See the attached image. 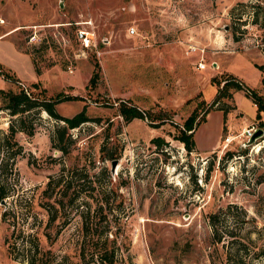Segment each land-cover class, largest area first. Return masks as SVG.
<instances>
[{
  "label": "rangeland",
  "instance_id": "1",
  "mask_svg": "<svg viewBox=\"0 0 264 264\" xmlns=\"http://www.w3.org/2000/svg\"><path fill=\"white\" fill-rule=\"evenodd\" d=\"M89 27L97 45L84 48L76 31ZM33 31L37 40H29ZM215 60L220 71L210 74L219 67ZM0 62L27 84L38 80L47 96L61 95L55 103L60 114L85 106L89 116L69 128L67 152L50 138L62 120L44 109L34 133H16L24 151L15 161V189L0 202V264H28L15 246L19 230L58 258L66 253L80 264H99L79 256L78 209L86 204H66L49 220V203L60 206L57 198L66 201L74 187L75 200L87 199L92 209L108 194L113 208L103 205L102 221L108 219L107 232L118 244L114 264H233L239 256L244 264H264V135L246 146L230 142L209 151L188 150L178 138L189 114L208 113L204 106L219 86L212 76L234 74L264 95V70L257 65H264V0H0ZM2 77L0 86L16 88ZM121 99L164 108L173 121L125 120ZM223 100L231 112L238 107L256 117L244 88ZM7 119L0 111V128H7ZM217 124L213 111L197 134L201 149L214 139ZM158 134L167 140L159 146L151 140ZM111 152L118 155L108 157ZM63 162L85 166L92 181L81 189L78 181L68 188L48 185ZM10 207L17 210L14 227L2 213ZM210 212H216L215 224ZM214 227L223 235L219 241ZM240 242L245 249L237 253Z\"/></svg>",
  "mask_w": 264,
  "mask_h": 264
},
{
  "label": "trees",
  "instance_id": "2",
  "mask_svg": "<svg viewBox=\"0 0 264 264\" xmlns=\"http://www.w3.org/2000/svg\"><path fill=\"white\" fill-rule=\"evenodd\" d=\"M33 63L36 72H39V67L35 64L34 58ZM257 65L264 70V65L262 63H257ZM0 74L6 78L9 82L16 84V88L11 86L5 87L0 86V111H6L8 115V125L6 129L0 128V200L1 198L8 196L13 193L12 190L15 189V184L13 179H15L17 174V169L15 167L16 157L23 153V145L16 138V133L18 131H24L28 134L34 133L37 125L39 124V119L41 118V110H46L49 114L54 117L60 118L62 121H57L51 131V142L56 147L60 148L62 151L67 152L70 149V144L73 141L71 132L69 128L79 125L82 121L89 119L86 113L85 106L80 110L76 111L71 115L60 114L55 103L61 99V95H56L55 97L47 96L44 86L39 85L38 80H32L29 84L25 83L14 71L10 68H6L0 62ZM98 74V70H95L90 77L91 81H95ZM264 80V73L262 75ZM212 80L217 81L219 86L214 97L206 102L204 106V112L207 113L214 105L218 104L216 108H221L226 116L227 111L230 109L229 105L223 100L224 96H232V91L236 88H244L245 93L250 95L257 106L256 117L260 118L261 110L264 109V95L254 88L246 85L240 78L234 74L228 73L225 76L218 78L217 76H212ZM222 102L223 105L219 104ZM235 106V105H232ZM119 113L123 115L125 120H130L131 118L147 117L154 125L163 123L166 120L173 121L171 119L168 110L160 108L156 111H152L149 108H144L138 104L131 102L126 99H121L118 104ZM197 111L194 110L187 119L179 126L178 138L183 142L184 146L188 150L195 149V139H194V129L200 123V121L205 119V115L200 118H196ZM258 125H263V122H258ZM151 140L157 144L161 145L163 142L167 141L162 135H155L151 137ZM103 150L104 147L101 146ZM232 149L227 150V154L232 153ZM108 157L117 156V152H111L106 154ZM92 174L85 166H67L62 163L61 171L56 174L55 177L50 176L48 179V185L54 182V186L63 182L65 187L68 188L72 183L78 181L79 189L83 188L87 183L92 181ZM91 185V184H88ZM53 186V187H54ZM75 191L72 190L69 193L68 198L63 200L62 197L57 198L58 205L56 206L53 202H48L49 205V220L54 219L59 210L62 208L63 211L66 210V204L75 203L79 206L81 203L86 204V208L80 206V257L85 259L87 256V261H95L99 264H114V260L118 256V244L110 232H107L108 219L105 222L102 221L106 217V212H103V205H109V196L104 194V200H101L97 208H91L89 201L87 199H76L78 196L77 188ZM67 194V192H63ZM76 195V196H75ZM104 201V202H103ZM110 208H113L109 205ZM17 211L15 208H7L3 210V217L11 218L10 222L15 226V213ZM210 221L215 224L216 212H210ZM14 228H12L11 233H13ZM20 240L15 243L16 247L21 250L20 257L28 262V264H80V260L69 259L68 255L65 253L59 258L56 257L51 250H44L41 248L39 242L35 238H29V236L24 235L21 230L16 233ZM214 240L219 241L222 239V233L214 227ZM29 238V239H28ZM22 239V240H21ZM29 241V242H28ZM235 251L241 253L245 249V243L240 242V244L235 245ZM229 251V249H228ZM48 252L50 254H48ZM54 259H53V258ZM233 264H244L242 256L237 257Z\"/></svg>",
  "mask_w": 264,
  "mask_h": 264
},
{
  "label": "crops",
  "instance_id": "3",
  "mask_svg": "<svg viewBox=\"0 0 264 264\" xmlns=\"http://www.w3.org/2000/svg\"><path fill=\"white\" fill-rule=\"evenodd\" d=\"M217 46V45H216ZM25 51V50H22ZM28 52V51H26ZM29 53V52H28ZM30 54V53H29ZM31 56V54H30ZM32 57V56H31ZM32 59V58H31ZM33 62V59H32ZM214 62V61H213ZM215 62L218 63V68H215L214 66V70L210 72V74L215 73L216 71H220V67H221V63H219V61L215 60ZM34 65V63H33ZM35 70V67H34ZM36 71V70H35ZM262 71V70H261ZM264 72V71H263ZM262 72V73H263ZM37 73V72H36ZM263 75V74H262ZM3 78V77H2ZM216 90V88L214 89V91ZM235 90V89H234ZM233 90V91H234ZM232 91V92H233ZM255 103V102H254ZM235 105V104H234ZM256 105V103H255ZM234 109V113L231 112V109H229L226 113V116L224 117V113L223 110L221 108H212L208 111V113L206 114V117L203 121H201L194 129V139H195V146L196 149L200 150V151H209V150H213L215 149L217 146L220 145L222 136L226 133H234L235 131L239 130L242 126H245L246 124L249 123H255L257 124L259 121V118L255 117L253 119L247 117L246 115H244L242 113V111L238 108V107H234L232 108ZM213 111L217 112L218 115V124H217V128H216V135L214 137V139H211L210 142H208L206 145H204L202 147V149L200 148V145L198 143V132L201 129V127L207 123L211 117V114ZM236 111H238L239 113H241L237 118H235L234 115H236ZM256 112H257V106H256ZM234 114V115H233ZM262 114V112H261ZM225 125V129L224 128ZM258 125V124H257ZM224 130V131H223Z\"/></svg>",
  "mask_w": 264,
  "mask_h": 264
},
{
  "label": "built area",
  "instance_id": "4",
  "mask_svg": "<svg viewBox=\"0 0 264 264\" xmlns=\"http://www.w3.org/2000/svg\"><path fill=\"white\" fill-rule=\"evenodd\" d=\"M87 24H91V23L87 22ZM128 31L129 33L133 34L136 32V28L133 25H131L128 27ZM76 37L80 41L82 47L84 48H92L97 45L96 32L93 29V27L77 28ZM34 38L35 40H37L38 35L36 32L33 31L30 34L29 40H32ZM198 65L199 67H204L205 62L202 59H200L198 61ZM255 126H257L255 123H249L246 124L245 126H242L239 130L235 131L234 133L229 132L224 134L220 142L221 147L225 149L226 147H228L230 142L240 143L241 141L245 140L247 137H249L252 134Z\"/></svg>",
  "mask_w": 264,
  "mask_h": 264
},
{
  "label": "water",
  "instance_id": "5",
  "mask_svg": "<svg viewBox=\"0 0 264 264\" xmlns=\"http://www.w3.org/2000/svg\"><path fill=\"white\" fill-rule=\"evenodd\" d=\"M215 63V62H214ZM262 135H264V126L262 125H257L255 126L254 128V131L252 132V134L247 137L245 140L241 141L240 142V145H249V144H252L254 143L259 137H261ZM117 158H113L112 161H111V168L112 170L114 169V165L116 164L117 162ZM0 202L2 203H6V200L5 198H1Z\"/></svg>",
  "mask_w": 264,
  "mask_h": 264
}]
</instances>
